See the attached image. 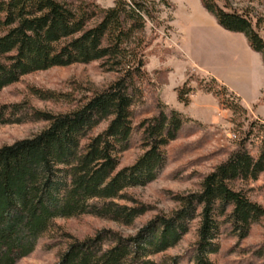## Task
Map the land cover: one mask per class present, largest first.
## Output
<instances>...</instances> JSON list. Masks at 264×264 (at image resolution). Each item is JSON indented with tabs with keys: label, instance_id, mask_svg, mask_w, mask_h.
Returning <instances> with one entry per match:
<instances>
[{
	"label": "trees",
	"instance_id": "1",
	"mask_svg": "<svg viewBox=\"0 0 264 264\" xmlns=\"http://www.w3.org/2000/svg\"><path fill=\"white\" fill-rule=\"evenodd\" d=\"M200 2L220 26L242 32L253 50L264 52L261 19L226 0ZM155 11L153 0H113L107 6L93 0H0V89L22 74L53 65L98 59L102 68L115 72L104 87L66 111L41 110L25 101L1 106L0 122L29 118L46 124L0 145V264H14L30 252L39 236L53 227L54 218L90 213L128 225L145 210L117 199L134 201L124 188L155 177L164 161V146L189 119L158 101L153 114L136 125L131 121V107L141 97L140 81L146 75L145 26L150 22V32H155ZM189 81L175 89L184 103L190 100ZM216 82L210 78L199 83L223 105L244 110ZM31 90L39 98L55 95L47 89ZM103 119L105 127L89 135ZM135 128L140 129L143 151L130 165L116 168L118 153ZM254 132L263 137L257 154L246 148ZM244 133L237 147L203 174L197 190L175 196L178 205L169 214H155L126 236L101 229L73 238L56 264H178L177 256L157 262L151 255L173 245L195 215L194 264H213L209 255L219 248L223 223L230 224L231 234L244 238L264 216V205L244 186L264 171V124L253 120Z\"/></svg>",
	"mask_w": 264,
	"mask_h": 264
},
{
	"label": "rangeland",
	"instance_id": "2",
	"mask_svg": "<svg viewBox=\"0 0 264 264\" xmlns=\"http://www.w3.org/2000/svg\"><path fill=\"white\" fill-rule=\"evenodd\" d=\"M93 1L107 6L113 0ZM153 1L158 23L154 33L150 32V22L145 26L144 35L149 39L144 55L146 75L140 81L141 97L131 107L132 124L136 125L140 118L153 114L158 101L172 107L166 101L173 91L176 95V87L188 77L192 88L189 102L200 91L210 96V103H218V108L213 109L214 122L203 124L189 117L164 146V161L155 177L143 185L124 188L134 201L117 199L118 202L145 207L130 224L90 213L54 218L53 227L42 233L33 249L17 258L14 264H56L59 253L73 238L81 239L101 229L126 236L133 234L155 214H169L178 205L175 196L197 190L203 174L237 147L251 121L264 124V52L253 50L242 32L219 26L200 0ZM226 1L231 7L247 10L253 19H261L260 31L264 37V0ZM232 42L238 46H233ZM114 77L115 72L102 68L98 59L30 71L0 89V108L25 101L41 110L66 111ZM210 78L216 79L218 86L224 85L227 95L235 97L244 110L233 111L223 105L218 96L201 87L199 82H208ZM31 88L51 90L55 95L53 98H39ZM189 102L182 103L186 106ZM200 106L194 103L191 108ZM7 112L6 109L4 116ZM106 123L107 119L99 121L89 135L102 130ZM45 124L41 119L29 118L0 122V145L29 136ZM254 133L247 138L246 148L257 154L263 137ZM140 137V129H133L126 148L118 153L116 168L130 165L143 151ZM85 140L82 138L81 142ZM244 186L253 199L264 205V171L257 179L245 182ZM198 221L197 215L189 219L186 232L173 245L151 255V258L160 262L167 256H177L178 264H194ZM218 241V250L209 255L213 264H264V216L251 225L244 238L231 234L230 224L223 223Z\"/></svg>",
	"mask_w": 264,
	"mask_h": 264
},
{
	"label": "crops",
	"instance_id": "3",
	"mask_svg": "<svg viewBox=\"0 0 264 264\" xmlns=\"http://www.w3.org/2000/svg\"><path fill=\"white\" fill-rule=\"evenodd\" d=\"M232 43H234L232 45L236 47L235 44H237V43L236 42H232ZM237 46H238V44H237ZM227 48L229 49L228 46H227ZM244 52L247 56L252 57L251 56L252 54H250L249 52H246V51H244ZM188 57H189V55H188ZM189 58L191 61H193L191 56ZM209 97L210 96H208L207 94L198 91L197 93H195L192 96V99L189 102V104L184 106L183 103L176 98L175 92L173 91V95H171L169 97V100L166 102L170 106L177 109L178 111L186 113V115L188 117L194 118L203 124H210V123L214 122V116H213L214 111H213V109H216V107L218 108V105H217L218 103H215V104L212 102L210 103ZM194 103L201 105L200 108H198V109L191 108Z\"/></svg>",
	"mask_w": 264,
	"mask_h": 264
}]
</instances>
